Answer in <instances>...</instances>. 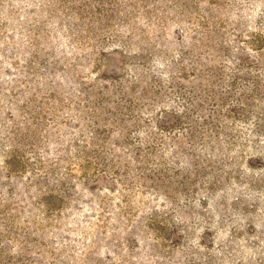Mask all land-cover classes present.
Here are the masks:
<instances>
[{
	"label": "rangeland",
	"instance_id": "374dc122",
	"mask_svg": "<svg viewBox=\"0 0 264 264\" xmlns=\"http://www.w3.org/2000/svg\"><path fill=\"white\" fill-rule=\"evenodd\" d=\"M0 264H264V0H0Z\"/></svg>",
	"mask_w": 264,
	"mask_h": 264
}]
</instances>
